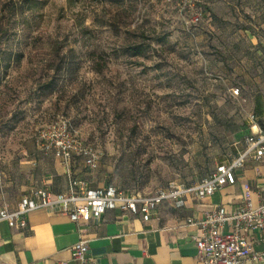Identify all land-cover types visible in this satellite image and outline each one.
Listing matches in <instances>:
<instances>
[{
	"label": "rangeland",
	"instance_id": "1",
	"mask_svg": "<svg viewBox=\"0 0 264 264\" xmlns=\"http://www.w3.org/2000/svg\"><path fill=\"white\" fill-rule=\"evenodd\" d=\"M257 91L264 0H0V206L52 154L37 135L58 120L106 186L197 183L241 151Z\"/></svg>",
	"mask_w": 264,
	"mask_h": 264
},
{
	"label": "crops",
	"instance_id": "2",
	"mask_svg": "<svg viewBox=\"0 0 264 264\" xmlns=\"http://www.w3.org/2000/svg\"><path fill=\"white\" fill-rule=\"evenodd\" d=\"M251 106L264 126V92L252 95ZM258 168L264 174L263 160L250 155L235 170V182L203 197L194 193L182 196V205H177L176 199L164 200L149 219L141 213L115 208L107 209L100 217L73 221L67 212L49 207L30 211L26 226L0 219V264H80L71 248L82 239L89 245L85 264H200L196 244L198 225L194 222L220 207L227 213L237 211L246 184L251 186L254 205H258L257 190L263 184ZM26 179L16 204L10 208L0 206V212L3 209L15 212L24 196L41 188L56 198L59 194H69L71 189L80 191L108 185L84 161L67 164L54 154L33 162ZM231 225L232 221L228 222L226 230ZM247 238L253 250L264 252V232L251 230Z\"/></svg>",
	"mask_w": 264,
	"mask_h": 264
},
{
	"label": "built area",
	"instance_id": "3",
	"mask_svg": "<svg viewBox=\"0 0 264 264\" xmlns=\"http://www.w3.org/2000/svg\"><path fill=\"white\" fill-rule=\"evenodd\" d=\"M235 93H239L238 88ZM249 122L250 134L246 138L244 149H241L231 162L218 164L216 171L209 178L192 187L173 186L169 190L157 191L151 198L138 191L121 190L112 185L98 189L81 188L80 191L71 189L69 194H59L56 198H52L47 189L41 188L24 196L15 212L3 209L0 219H8L11 224L16 221L18 225L26 226L28 213L40 207L59 208L67 212L73 221L100 217L107 209L115 208L141 213L145 219H149L159 203L164 200L176 199L177 205H182V196L194 193L203 197L223 185L235 182V170L242 166L250 155L263 160L264 163V128L254 112L250 114ZM37 142L45 153H54L67 164H70L75 156H81L87 167L98 168V152L72 133L68 121L58 120L41 128ZM257 173L263 179L262 186L257 190L260 197L258 205H254L251 186L246 184L242 204L237 211L227 213L220 207L206 212L202 219L194 222L198 225L196 244L200 264L264 262V252L253 250L247 238V233L251 230L264 232V174L259 168ZM230 221L232 227L226 230ZM71 249L74 258L80 264H85L89 250L88 242L79 240Z\"/></svg>",
	"mask_w": 264,
	"mask_h": 264
},
{
	"label": "trees",
	"instance_id": "4",
	"mask_svg": "<svg viewBox=\"0 0 264 264\" xmlns=\"http://www.w3.org/2000/svg\"><path fill=\"white\" fill-rule=\"evenodd\" d=\"M207 9L208 8H205V10H204V13H205V16L204 17H206V18H209V17H213V14L210 12V11H208V12H205V11H207ZM209 10V9H208ZM256 114V113H255ZM259 120V119H258ZM259 122H260V120H259ZM261 124V123H260ZM262 125V124H261ZM262 127L264 128V126L262 125ZM248 129H249V133H248V135L247 136H249V134H250V125H249V127H248ZM247 136H245L244 138H242V140H241V143L243 144V146L245 147V142H246V138H247ZM53 154V153H52ZM238 155V154H237ZM236 155V156H237ZM234 159V158H233ZM233 159H228V160H221L220 161V163H222V162H227V163H229V162H231ZM75 160H82V161H84L83 160V158L81 157V156H75L73 159H72V162H74ZM71 162V163H72ZM219 163V164H220ZM217 166H218V164L216 165V167L214 168V170L206 177V178H204V179H202L201 181H199V182H197V183H194V184H192V185H190V186H184V187H192V186H194V185H196V184H199V183H201V182H203L205 179H207V178H209L215 171H216V169H217Z\"/></svg>",
	"mask_w": 264,
	"mask_h": 264
}]
</instances>
